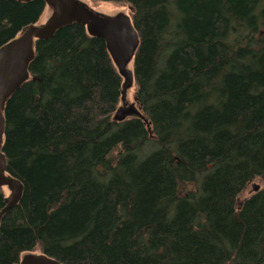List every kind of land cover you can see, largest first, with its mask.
<instances>
[{
  "label": "trees",
  "instance_id": "obj_1",
  "mask_svg": "<svg viewBox=\"0 0 264 264\" xmlns=\"http://www.w3.org/2000/svg\"><path fill=\"white\" fill-rule=\"evenodd\" d=\"M92 1L132 8L152 135L112 122L122 80L102 39L74 25L38 43L37 80L6 108L25 192L0 264L37 247L63 264H264V0ZM44 7L0 0V47Z\"/></svg>",
  "mask_w": 264,
  "mask_h": 264
},
{
  "label": "water",
  "instance_id": "obj_2",
  "mask_svg": "<svg viewBox=\"0 0 264 264\" xmlns=\"http://www.w3.org/2000/svg\"><path fill=\"white\" fill-rule=\"evenodd\" d=\"M30 4L39 0H9ZM44 11L35 23L29 24L10 41L0 47V190L5 207L0 211V227L9 211L23 199L24 185L8 172L4 154L6 141V108L11 98L25 84L35 82L30 68L36 58L37 44L53 39L68 27L81 25L89 38L102 39L111 62L120 76L119 103L112 122L122 124L135 118L141 120L151 133V123L138 102L135 75L137 53L141 38L135 28L131 7L116 6L92 0H40ZM259 191V186H254ZM16 264H63L42 252L40 247L24 252Z\"/></svg>",
  "mask_w": 264,
  "mask_h": 264
},
{
  "label": "rangeland",
  "instance_id": "obj_3",
  "mask_svg": "<svg viewBox=\"0 0 264 264\" xmlns=\"http://www.w3.org/2000/svg\"><path fill=\"white\" fill-rule=\"evenodd\" d=\"M111 4H113V3H111ZM114 5H116V6H124V7H129V6H125V5H119V4H114ZM253 185H257V184H253ZM253 185L251 186V189L253 190ZM254 192V191H253Z\"/></svg>",
  "mask_w": 264,
  "mask_h": 264
},
{
  "label": "bare ground",
  "instance_id": "obj_4",
  "mask_svg": "<svg viewBox=\"0 0 264 264\" xmlns=\"http://www.w3.org/2000/svg\"><path fill=\"white\" fill-rule=\"evenodd\" d=\"M254 186H259V185H253V187H254ZM253 187H252V188H253ZM260 189H261V187L259 186V191H260ZM253 191H254V188H253ZM259 191H258V192H259ZM258 192H255V191H254V193H258Z\"/></svg>",
  "mask_w": 264,
  "mask_h": 264
}]
</instances>
